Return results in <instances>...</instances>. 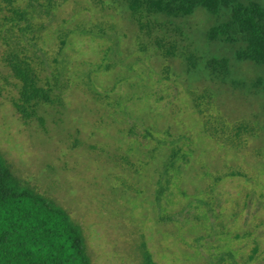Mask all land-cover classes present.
I'll return each mask as SVG.
<instances>
[{"label": "rangeland", "instance_id": "1", "mask_svg": "<svg viewBox=\"0 0 264 264\" xmlns=\"http://www.w3.org/2000/svg\"><path fill=\"white\" fill-rule=\"evenodd\" d=\"M57 2L40 45L50 74L58 31L72 30L61 88L28 117L0 0V153L15 175L71 213L94 264H145V245L158 264H264V65L207 39L223 17L203 7L147 34L124 0ZM223 56L225 80L205 67Z\"/></svg>", "mask_w": 264, "mask_h": 264}, {"label": "trees", "instance_id": "2", "mask_svg": "<svg viewBox=\"0 0 264 264\" xmlns=\"http://www.w3.org/2000/svg\"><path fill=\"white\" fill-rule=\"evenodd\" d=\"M104 3L105 0H94ZM8 14V29L15 34L16 43L9 56V66L18 81L19 95L16 109L28 117L37 115L42 103L54 102L61 88L62 72L57 64L67 38L72 31L61 28L58 56L53 69L46 72L50 55L41 45L45 24L43 14H51L59 7L57 0H3ZM130 16L142 32L150 34L163 27L160 17L182 18L205 8L223 19L206 32L210 41H222L235 46L234 57L264 65V4L252 0H124ZM85 32V31H84ZM164 38V37H162ZM159 38L157 44L165 57L175 56L177 45ZM168 44V46L166 45ZM189 67L194 58H189ZM206 69L225 80L232 73L231 59L213 57L206 61ZM262 79L253 82L256 88ZM239 85V82H234ZM3 87L0 78V96ZM235 130H247L243 123ZM179 150L171 153L176 158ZM190 156V155H189ZM189 156L184 161L189 163ZM172 165V163H171ZM161 194V192H159ZM145 264H158L144 246ZM0 264H94L88 253L86 236L71 213L50 197L19 179L11 165L0 153Z\"/></svg>", "mask_w": 264, "mask_h": 264}]
</instances>
